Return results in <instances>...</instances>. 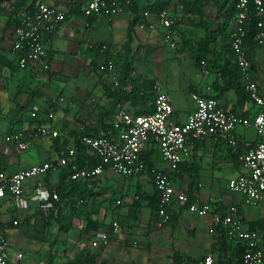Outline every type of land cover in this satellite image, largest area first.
I'll return each mask as SVG.
<instances>
[{"label":"crops","instance_id":"1","mask_svg":"<svg viewBox=\"0 0 264 264\" xmlns=\"http://www.w3.org/2000/svg\"><path fill=\"white\" fill-rule=\"evenodd\" d=\"M34 1L27 0L26 6ZM43 1L67 10L66 19L47 40L49 69L54 73V81L62 85L64 97H53L51 103L37 95L31 97V86L37 80L35 75L46 77L47 73L41 66H14L15 61H11L15 58L11 49V31H4L9 10L3 9L4 12H0V57L3 56L0 59V170L11 172L64 155L68 148L76 147L73 131L80 132L81 122L77 120L80 117L93 119L97 113H102L111 123L121 107L134 112L151 111L155 99L153 84L156 82L169 93L174 107L173 120L178 122L185 121L196 106L192 92L214 96L229 111L241 115L252 116L257 111V105L246 92H239L234 87L233 79L223 65L228 53H210L211 56L203 59L206 66L198 63L193 49L178 40L176 48L167 43L156 12L165 7L176 16L180 0H135L139 9H131L136 13L134 16L130 10H125L112 16L97 14L88 17L83 11L88 0ZM144 8L150 13L141 20L138 13ZM227 28L229 37L232 17ZM129 30L131 39L126 48ZM174 36L177 39L176 31ZM94 57H97L98 67L106 59L113 60L118 78L132 85L139 84L142 96L138 98L145 100L139 105L128 99L118 101L113 95L117 89L109 82V75L97 70L100 75L93 76ZM250 58L255 79L264 89V46L254 43L250 48ZM2 59L6 63H2ZM127 63L129 69L125 73ZM150 94L152 98H149ZM93 103H97L99 108H94ZM33 105L41 108L36 118L31 116ZM49 109L55 116L48 122L59 130L57 137H45L36 130L37 124L46 122ZM19 130H31L33 133L27 140V148L22 151L6 140L7 135ZM236 132L240 146L234 151L219 138H191L187 152L181 155L175 174L176 184L186 191L194 189V199L200 203L212 202L216 210L225 211L235 203L244 226L255 230L257 241L264 245V204L248 201L245 194L232 191L228 185L229 179L242 171L238 155L244 142L256 143L258 134L254 126L242 124L237 125ZM111 133L116 135V132ZM83 151L77 157L94 164L96 157L87 149ZM143 152L153 167L166 168L156 143ZM61 169L43 176L45 187L53 189L59 186ZM149 172L145 170L126 177L107 168L94 180H78V190L63 203L62 208H58L57 199L47 210L55 222L43 237L39 236L43 228L36 223L39 203L32 198L36 178L26 180L28 206H16L13 199L0 198V223L6 229L10 252L22 251L25 264H48L45 255L49 251L55 264H183L186 259H198L207 252H212L214 264H241L243 246L237 241H229L220 227L212 231V216L209 214L192 211L181 204L174 207L170 222L158 226L156 213L151 207L156 189ZM83 186L94 189L109 187L105 194L91 199L96 210L92 219L104 223L102 227L110 230L109 242L99 248L91 245L98 229L86 232L82 229L84 222L79 223L76 217L71 221L67 218L71 199ZM118 199L120 203H117ZM13 219L18 223L13 224ZM113 220H118L121 225L118 232L111 230ZM20 223L23 226L18 230L16 227Z\"/></svg>","mask_w":264,"mask_h":264},{"label":"built area","instance_id":"2","mask_svg":"<svg viewBox=\"0 0 264 264\" xmlns=\"http://www.w3.org/2000/svg\"><path fill=\"white\" fill-rule=\"evenodd\" d=\"M3 4H6L4 2ZM133 0H88L84 14L94 16L106 14L112 16L119 12L132 9ZM235 13L232 16L230 31V48L240 72V79L248 97L257 105V111L252 116L241 115L229 111L218 98L199 92H192L195 108L183 122L173 120L174 107L169 93L158 82L153 84L155 92L154 107L149 112H134L121 107L113 121L115 134L101 130L97 134L84 133L80 142L98 160L94 164L85 163L82 166L73 165L69 178L72 180H94L101 176L107 168H111L123 176L138 175L147 170V163L142 157L146 147L156 143L166 163V168H152L154 186L158 193L159 209L156 214V224L161 226L172 219L174 207L186 205L190 210L212 216L211 230L220 227L229 241H237L244 247L242 264H264V245L259 244L258 233L244 226L238 206L229 205L225 211L216 210L212 202L200 203L198 199H190L183 188L177 186L175 174L179 168L181 155L187 152L191 138L203 140L214 137L224 140L234 151L240 144L236 132L239 124L255 127L258 140L256 143L244 142L243 150L238 159L242 168L235 177L229 179L228 185L232 191L242 192L248 201L254 204H264V89L255 79L252 61L245 41L250 13L256 16L257 45L264 46V0H236ZM150 10L139 12L141 20L149 15ZM159 23L163 26L167 43L178 46L173 30V15L165 7L156 12ZM16 22L12 28L11 49L16 63L20 68L48 67L49 54L47 40L50 33L67 17V10L43 0H35L31 9L27 7L17 10ZM201 64L206 65L202 60ZM207 66V65H206ZM100 69L109 75V82L115 89L130 91L133 85L122 82L115 74V62L104 60ZM206 70V68H203ZM41 111L39 105H33L32 117H38ZM52 109L48 110L46 122L37 124V132L45 137H57L59 130L49 120L54 118ZM111 134L110 136L108 134ZM31 130H19L6 136L7 142L22 151L27 148V140L32 135ZM9 147H7V150ZM77 158L76 147H70L67 153L56 159L45 160L31 164L11 172L0 170V198L13 199L16 206H28L25 197V182L36 178L32 198L39 205L49 210L54 200L59 199L55 189L44 186L43 176L55 169H60ZM121 200L118 199L117 203ZM18 220L13 219V224ZM113 232H118L121 225L113 220ZM110 240V230L98 229L91 241L94 248L105 246ZM212 252H207L198 259H186L183 264H214ZM0 264H25L22 251L10 252V242L6 229L0 225Z\"/></svg>","mask_w":264,"mask_h":264},{"label":"rangeland","instance_id":"3","mask_svg":"<svg viewBox=\"0 0 264 264\" xmlns=\"http://www.w3.org/2000/svg\"><path fill=\"white\" fill-rule=\"evenodd\" d=\"M181 4L178 14L173 16V30L176 31V40H178L182 45L187 46L189 49L194 51L198 48V40L204 38L205 31L207 27H210L213 34H215L214 40L210 43V46L213 48L214 54L223 55L228 53L227 42H228V15L226 13V8L230 5L232 0H180ZM2 7V6H1ZM7 11L6 7L4 8ZM146 9V8H144ZM3 11V7L0 8V12ZM4 12V11H3ZM211 56L209 52L204 55L208 58ZM49 66L43 68V72L47 73L46 77H43L41 74H36L35 84L31 86V97L34 95L40 96L44 101L50 103L53 102V97H64L62 95L60 83H57L55 78L53 79V72L50 71ZM94 67V66H93ZM100 68V65H99ZM93 76L96 78L100 73L96 68H93ZM101 72L103 70L99 69ZM52 77V78H51ZM98 77V76H97ZM101 77V76H99ZM48 78V79H47ZM111 90V89H110ZM116 97V96H115ZM152 95L150 94V97ZM94 108H99L97 103L92 104ZM26 106V105H25ZM28 110V109H27ZM94 114V113H93ZM95 115V114H94ZM93 119L79 118L81 122L80 132H84L87 129L88 132H93L94 130H107V126L103 124V120L107 118L103 117L102 113H97ZM115 120V119H114ZM78 122V121H77ZM107 122V121H106ZM110 122V120H108ZM109 124V123H105ZM117 172V171H116ZM118 173V172H117ZM107 188L99 187L98 189L86 188L85 186L74 195L75 197L71 199L70 202V212L68 217L71 221L73 218H77L79 223L84 222L82 229L89 232L90 229H104L102 227L104 223H100L98 220L92 219V213L95 210V204H91L92 197H96L98 194H105ZM57 191V187H53ZM58 192V191H57ZM32 200H29V202ZM1 202V201H0ZM12 203V202H11ZM41 209L36 207V223L43 228V231H39L43 237L50 230L51 226L54 224L55 220L52 218V215L44 211V209L39 205ZM19 219V218H18ZM76 219V220H77ZM20 221V219H19ZM23 224L20 223L16 228L19 230L22 229ZM102 227V228H101ZM45 234V235H44ZM219 263L222 262L221 256L219 255ZM63 264V263H62Z\"/></svg>","mask_w":264,"mask_h":264},{"label":"trees","instance_id":"4","mask_svg":"<svg viewBox=\"0 0 264 264\" xmlns=\"http://www.w3.org/2000/svg\"><path fill=\"white\" fill-rule=\"evenodd\" d=\"M26 1L27 0H0V8L3 7V3L6 2V4H4L3 9L6 7L7 10H9V15H8V20L4 25V31H7L8 29H10V31H12V28L16 22V17L15 14L17 12V10H19L20 8L23 7H27L28 9H31L32 7V3H30L28 6H26ZM235 1L236 0H232V2L230 3V5L226 8V13L228 15V18H231L236 10L235 7ZM6 5V6H5ZM2 6V7H1ZM132 9L137 10L138 11V6L136 5L135 0H133V4H132ZM256 16L254 15V13H250L249 15V19H248V24H247V35L245 38L246 44L248 46V52L250 55V48L253 46L254 43H256L255 41V35L257 33V27H256V22H255ZM215 34L212 33L210 27L206 28V33L204 38L198 40V48L195 51V58L198 61V63L201 64V61L203 59H207L206 57H204V55H206L207 52L214 54L213 48L210 46V43L214 40L215 38ZM228 42H227V48H228V57L225 59L223 65L225 66V68L228 69L229 75L230 77L233 79L234 82V87L236 88L237 91L239 92H246L242 83H241V79H240V72L239 69L237 67V64L234 60V55L233 52L230 48V36L228 37ZM130 39H131V31L129 30V35H128V41L126 44V48L129 47V43H130ZM99 49V47L97 48V50ZM3 57V56H2ZM0 57V59L2 58ZM96 59L97 57H94V68H96L97 70H99L98 65H96ZM233 59V60H232ZM11 61H15L14 66L20 68L18 66V64L16 63V59L12 58ZM2 63H6L5 59H2ZM129 63L125 64V69L126 71L123 72H127ZM252 68H254V64L252 63ZM101 72V71H100ZM125 76V75H124ZM106 84V83H105ZM107 86V85H106ZM141 86L139 84H134L132 90L127 91V90H122V89H117L114 90L113 95L116 96V99L119 100H123V99H128L129 101H131L134 105H139L141 104L145 99H140L138 97L142 96V92H140ZM110 90V88H108ZM246 94L248 95V93L246 92ZM145 96V94H144ZM148 97V96H146ZM32 116V115H31ZM107 121V122H106ZM105 123H109L108 120H103V124L104 126H107V130L105 131H110L111 132H115V128L113 126V122L109 123V124H105ZM89 130L87 129L84 132H74V136H75V144H76V149H77V155H79L81 152L83 153L86 148L85 146L80 142V136L84 133H93V134H97L99 133L98 130H94L93 132H88ZM109 136L111 135L110 133L108 134ZM67 153V151H66ZM65 153V154H66ZM142 157L143 159L146 161L147 163V170L150 171L149 173H151L152 179L154 177V172L152 171L153 167L152 162L150 159H148V157L145 155V153H142ZM81 158V157H80ZM80 158L77 157V160L74 162H70L67 165H65L64 167H62L61 169V174H60V182H59V186L57 187L58 193H59V203H58V208H62L63 203L65 204L68 199L70 198L71 195H73V193H75L78 190V180H72L69 178L70 176V172L73 170V164H77V166H82L85 164L86 159L84 160H80ZM98 160L95 161V163ZM154 181V180H153ZM190 197V199H194L193 195H194V189L189 188L186 191ZM152 209L155 211V213L157 214L158 209H159V199H158V193L156 190V197L154 202L151 205ZM174 217V216H173ZM57 218H59V215L57 214ZM59 222H61L60 220H58ZM1 225V223H0ZM244 248V247H243ZM244 252V251H243ZM46 261L48 264H55L54 262V256L53 254L49 251L46 255ZM242 258V257H241ZM241 264H242V259H241Z\"/></svg>","mask_w":264,"mask_h":264}]
</instances>
